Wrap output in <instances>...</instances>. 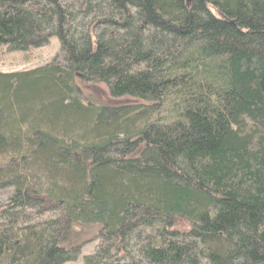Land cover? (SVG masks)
<instances>
[{"label":"trees","instance_id":"obj_1","mask_svg":"<svg viewBox=\"0 0 264 264\" xmlns=\"http://www.w3.org/2000/svg\"><path fill=\"white\" fill-rule=\"evenodd\" d=\"M55 37L0 72V264H264V0H0Z\"/></svg>","mask_w":264,"mask_h":264},{"label":"rangeland","instance_id":"obj_2","mask_svg":"<svg viewBox=\"0 0 264 264\" xmlns=\"http://www.w3.org/2000/svg\"><path fill=\"white\" fill-rule=\"evenodd\" d=\"M60 53V43L58 39L52 38L48 45L31 49L27 52H10L8 49H3L0 52V72L12 73L17 71L32 70L40 66H44L51 62ZM78 86L82 96L86 100L93 101L99 104H115L123 105L130 100H112L109 92L104 85H86L78 81ZM134 103V102H133ZM97 229L90 230L84 234L86 244L83 246L81 254L75 262L68 264H85L84 258L95 253L98 248L99 241H93ZM88 240V241H87Z\"/></svg>","mask_w":264,"mask_h":264}]
</instances>
